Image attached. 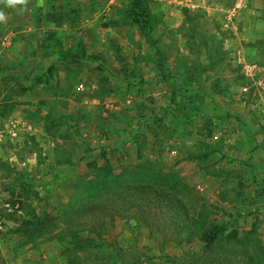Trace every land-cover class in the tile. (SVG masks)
Wrapping results in <instances>:
<instances>
[{
  "label": "rangeland",
  "instance_id": "1",
  "mask_svg": "<svg viewBox=\"0 0 264 264\" xmlns=\"http://www.w3.org/2000/svg\"><path fill=\"white\" fill-rule=\"evenodd\" d=\"M133 1L4 9L0 264H264V0ZM131 187L180 205L75 218Z\"/></svg>",
  "mask_w": 264,
  "mask_h": 264
},
{
  "label": "trees",
  "instance_id": "2",
  "mask_svg": "<svg viewBox=\"0 0 264 264\" xmlns=\"http://www.w3.org/2000/svg\"><path fill=\"white\" fill-rule=\"evenodd\" d=\"M148 0H134L132 2V5L130 6V9H127L128 14V21L140 28L141 30H147L150 31L155 30V24L151 26L152 24V14L149 7ZM146 32V31H145ZM148 34V33H146ZM44 50H49V47H42ZM62 45L58 47V49H61ZM57 49H55V52ZM86 53L81 50V53H76L74 51L72 59L76 60H83L86 59ZM227 118V117H226ZM123 193L127 194V196L121 198V200L118 201L117 205H106L102 203H95L92 205H88L86 207H83L77 213L75 214V218L79 217H87V216H97L100 214H109L112 216V212L116 214L123 213L128 210H133V207L138 206L140 207V210L144 212L143 218L144 221L150 218L152 219V213L154 210L152 209L154 206L158 207L162 212H164V208H167L166 210L172 211L173 208H175L178 204V201H168L164 197H160L159 191H154L150 187H131V188H125L122 190ZM132 194V195H131ZM121 196H123L121 194ZM140 199V202H138V198ZM107 208V209H106ZM156 210V209H155ZM174 210V209H173ZM160 211V212H161ZM79 215V216H78ZM155 216V214H154ZM147 217V218H146ZM224 226H217L214 227V229L211 231L210 234H206L204 237V241L206 246L202 250V254L207 250L211 249L216 244L217 241L221 242L220 239L222 235L224 234ZM236 238V237H233ZM236 240V239H235ZM240 244V241H238V245ZM207 261L205 260V263ZM219 262H222L220 260ZM219 262L215 261L213 259L209 264H218Z\"/></svg>",
  "mask_w": 264,
  "mask_h": 264
},
{
  "label": "clouds",
  "instance_id": "3",
  "mask_svg": "<svg viewBox=\"0 0 264 264\" xmlns=\"http://www.w3.org/2000/svg\"><path fill=\"white\" fill-rule=\"evenodd\" d=\"M29 0H0V24L7 23L8 17L4 9H12L17 14H24L28 11ZM44 0H39L38 6H43Z\"/></svg>",
  "mask_w": 264,
  "mask_h": 264
},
{
  "label": "crops",
  "instance_id": "4",
  "mask_svg": "<svg viewBox=\"0 0 264 264\" xmlns=\"http://www.w3.org/2000/svg\"><path fill=\"white\" fill-rule=\"evenodd\" d=\"M242 1H244V0H236V3H234L233 7L229 8V9H225V10L221 9L220 12H223L222 13V15H223L222 17H224V22H226V20H227V23H229V22L230 23H232V22L235 23V21L238 18V15H239V13L241 12V9H242V5H241ZM41 49H43V48H41ZM261 84H263V83H261Z\"/></svg>",
  "mask_w": 264,
  "mask_h": 264
},
{
  "label": "built area",
  "instance_id": "5",
  "mask_svg": "<svg viewBox=\"0 0 264 264\" xmlns=\"http://www.w3.org/2000/svg\"><path fill=\"white\" fill-rule=\"evenodd\" d=\"M2 125H3V121H2L1 116H0V144L3 142L4 137H5Z\"/></svg>",
  "mask_w": 264,
  "mask_h": 264
}]
</instances>
